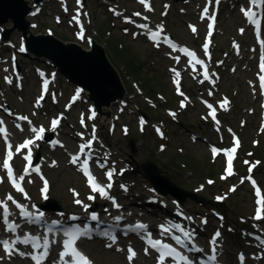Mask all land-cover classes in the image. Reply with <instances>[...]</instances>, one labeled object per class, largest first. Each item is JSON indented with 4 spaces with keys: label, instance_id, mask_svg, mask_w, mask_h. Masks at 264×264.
I'll return each mask as SVG.
<instances>
[{
    "label": "rangeland",
    "instance_id": "rangeland-1",
    "mask_svg": "<svg viewBox=\"0 0 264 264\" xmlns=\"http://www.w3.org/2000/svg\"><path fill=\"white\" fill-rule=\"evenodd\" d=\"M26 1L28 2L29 6L33 3V0ZM115 1L117 2V0ZM104 2H106V0H95L91 5L97 9V14L94 16L95 23L90 26L89 33L95 37L99 45L106 49L111 63L114 65L123 81L125 90L129 91L127 99L128 97L132 96L134 92L137 93L141 87L144 92L138 95L137 101L134 102L135 105H138V107L140 106L139 108L146 106V104L143 102L147 101V96L153 98L156 102L158 101L156 97L157 93H162L166 98H168L172 93V86L169 82L170 75L166 70L168 65L166 56L163 53L154 50L143 39L135 41L131 38V36L122 35L118 28L113 29L112 17H110L100 8L101 3L104 4ZM181 8L182 7L180 6L173 7L168 20L170 27L169 31L176 38L183 42L193 41L196 38L189 35L185 24L186 17L180 14ZM47 11L48 9H45V14ZM98 12L104 14V17L99 18ZM59 15H62V12ZM228 16L229 14L225 13L220 20L223 28L228 31H225L223 36L228 35L229 37H236V28L230 27L228 22L235 16H233V14H230V18H228ZM61 20L63 21V19ZM37 21L39 23H42V21H49L52 25L54 24L53 18H47L44 16L37 19ZM235 21L237 20L235 19ZM48 25L49 24H39V28L37 30H31V32L37 36L45 35L46 27ZM4 26L8 31H13L11 34L13 39H17L21 34H23L19 30L15 29L14 22L11 19H8L6 25ZM54 28L55 36L59 40L64 41L65 43L76 42L75 38L73 37L77 36L78 34V30L76 28L74 31L71 30L68 26V23H64L60 26H54ZM96 28H98L99 31H96ZM108 31H111L112 38L107 37L109 35ZM227 41L229 42V40ZM228 42L226 50L229 49ZM112 43H114L117 48L122 49L123 54L120 51V53L115 51ZM82 48L87 50L88 46L84 44ZM222 51L223 50H221L219 54V58L222 57ZM25 60H30L31 63L34 62L33 59H30L29 57H27ZM122 60L126 61V64ZM247 60L250 61V65L246 70H244V67L240 65L238 60L228 59L226 62L227 69L225 70L226 72L222 78V89H224L223 93L229 98V102L235 104L236 109L234 116L229 118V124L234 128H238L242 119L248 118V120L252 122V126L248 124L247 129L243 130L245 133L244 141L240 140L241 147L238 160L239 167L242 165V163H245V161L249 159L248 156L243 157L241 153H249L250 149L253 148V133L251 129H254V134H256L257 131H262L264 136V128L260 127L259 123V95L254 78V75L256 74L255 60L250 56L247 58ZM140 70H142L141 73H139ZM233 70L234 73L231 74ZM128 73L131 74V76H129ZM60 77L62 79L61 87L64 90H68L72 85L76 84L74 83L73 78L70 76L66 77L60 74ZM138 81H141L143 86H141V83ZM147 81L150 82V88L145 85ZM185 88L189 89L190 85L186 84ZM37 94L38 83L36 82L34 75H32L31 78L25 83V92L22 94V96L24 99H26V101L31 103ZM196 94H201V91H197ZM196 94L195 96H197ZM190 96L191 100L195 102L196 108L189 109L188 112L184 113L182 126L175 124L171 117H167L165 115V107L168 106L159 105V109L153 111L155 116H158L162 121H164L165 126L170 127L168 149L163 153L160 152V148L158 149L159 145L163 144V141L158 138L152 127L145 125L144 135H141L139 119L137 125L135 119V127L133 124H129L131 127V132L128 135L127 132H123L122 126L124 123L121 118L122 124L118 125L116 135L112 136L113 131L111 132V129L113 130V120L119 114L121 109L119 106L122 105V102L120 101L111 107H102V111L98 114V117L100 118V123L103 124V129L101 131L102 135H104L106 138V143H103L100 146V156L102 157L101 153H104V158L106 160L116 161L119 166L122 165V168H124L126 161H134L136 163L135 168L139 169V172H141V164L152 161L159 166V170L163 176L175 184L183 187L187 192L195 193L198 197L204 198L205 201L211 200L212 196L215 197L217 196L216 193H218L221 194L218 196L223 200L229 190V180L226 181L221 177V171L223 168V162L221 158H217L215 163H213L210 160L208 149L201 143H192L188 137L187 131L188 128L189 132L201 133L202 136L207 137L210 131H213L215 124L210 126V124H205L201 121L200 116L204 113L203 104L200 103L195 96ZM19 101L20 100L16 97L13 106L20 109L21 111H30L31 107L28 106L26 102L25 104L21 105ZM131 109L132 105H130L129 108L124 111L123 115H127V117L132 120L134 118ZM55 114L56 112L53 115L55 116ZM123 118L126 119V116ZM108 119H110L109 123ZM76 121L77 117H75L74 120H71V122L74 124H76ZM71 126L72 124L69 123V125L66 127L69 129ZM248 136L250 138H247ZM212 138L214 139V143L216 145L226 143L228 146L235 143L233 136L221 137V142L219 141L220 138L218 139L217 134H213ZM254 138H256V136H254ZM132 139L136 142L135 145L137 152L135 154L132 153L129 147V143ZM257 140L259 143L261 142V147L257 149V156L264 160V137ZM60 154L62 153L54 154V160L59 161ZM250 154L253 157L254 150H251ZM185 162L188 164L186 167L182 165V163ZM134 171L132 173L129 171L128 173L131 174H127L126 177L131 179V185H133V182H136V185L139 187L138 192L142 191V193L146 196L149 193V190H145L144 187L147 186L151 188L153 186L145 178H143L140 173ZM49 172L53 179L54 185L51 198L66 208V202L71 201V195L69 194L68 188L71 186H79V176L73 170L68 168L64 162L62 163L61 167H59V169ZM239 173L244 175L242 170H240ZM255 176L259 178L264 188V161L260 170L255 172ZM209 181H211V183H209ZM236 181L239 182V179L237 178ZM167 198L171 199L172 196L169 195ZM83 200L88 203L84 197ZM224 203L225 204H223L220 209L226 213L228 217L227 220L235 225L242 224L240 218L244 219V224H248L250 221L249 218L252 220L254 217L253 211L255 205L251 196V189L247 185L241 186L234 196H228ZM185 207L191 213L192 211L197 212L202 210L200 205H198L197 202L192 199L188 200V202L185 204ZM256 227H262V231L264 232V220L257 223ZM234 241L236 244L235 250H233V252L235 253L243 246V242L239 241L237 238H234ZM87 250L98 264H120L119 260H125L126 257L125 253H122V255L119 256L112 251L105 250L102 246L97 245L96 243H89Z\"/></svg>",
    "mask_w": 264,
    "mask_h": 264
},
{
    "label": "snow or ice",
    "instance_id": "snow-or-ice-1",
    "mask_svg": "<svg viewBox=\"0 0 264 264\" xmlns=\"http://www.w3.org/2000/svg\"><path fill=\"white\" fill-rule=\"evenodd\" d=\"M77 3L80 4L82 7L81 0H77ZM140 3L146 4V0H140ZM208 3H209V5H211L213 3V0H208ZM219 3H220V0H215L216 5H218ZM146 6L148 7L149 10H151L150 5H146ZM67 10L68 9L65 8V11H67ZM241 12L247 17L248 22L250 24L255 25L257 33L259 34L261 21H262V19H264V0H249V7L248 8L241 7ZM117 14H119V13H117ZM85 15H87V13H85ZM135 15L139 16L140 13H136ZM202 15L211 20V24H209V29L211 30L215 25V20H216L215 15L209 14V7H205L203 9ZM79 17H80V12L78 10L77 14L75 16H73L72 19L75 20L78 24H80V18ZM126 19H127V22H129V23L133 22L131 20V18H126ZM144 19L146 20L147 17H144ZM138 27L141 29H148L149 28V26L147 24H144V23L139 24ZM190 27L192 28L193 32L196 31L194 26H190ZM157 29H159V30L153 31V30L149 29V32L151 34V39L154 41H157L156 46L159 47L158 37L161 35L163 28H162V26L158 25ZM240 31H241V33H243L244 30L241 29ZM80 35H81V38H83V25L82 24H81ZM134 35H136V34L134 33ZM210 36H211V31H209V37ZM165 43H168L169 47L172 48L174 51H181V52L185 53L186 56L193 58V60H194V63H192L193 68H195L196 65H204V61L200 60V59H195L196 54L194 52L189 51L187 48L177 49V46L168 40H165ZM261 43H262V45H264V41H261ZM236 47L238 49V45ZM204 48H205V51H207L208 44H205ZM24 50L25 49L23 47H21L20 51L23 52ZM175 60L177 62H179L180 57L177 55L175 57ZM190 62H192V61H190ZM260 67H261V70L264 71V57H262ZM171 71L174 73V75L176 77L175 83H176L177 87H179L180 73L178 71H176L175 68L171 69ZM203 75H204L205 79H210L206 65L204 66ZM8 82L11 83L12 81L9 80ZM201 82H203V81H201ZM260 86L262 89H264V75L260 76ZM47 87H48V82L45 81L44 92H47ZM79 91H82V90H78V92L76 93L77 97L79 96ZM180 95L183 96L184 95L183 92H181ZM41 99H43V96H41ZM74 99H75V97H74ZM227 103H228V101L225 99L223 101V103L221 104V107H223ZM182 106H184L183 103H182ZM208 107L212 108V105H208ZM172 115L175 116V113H172ZM211 115H212V118L215 120L216 119L215 109H213ZM92 118H94V114H93ZM19 119L27 120V117H20ZM30 123L31 122L29 121V124ZM59 123H60L59 118L54 119L52 121L53 130H55V128L59 125ZM81 123L82 124L84 123L83 117L81 118ZM217 123H218V121H217ZM3 124H4V121L0 120V125H3ZM31 131L35 134L34 139H27L23 143L16 146V148H15V153H20L24 149L28 150L27 154L24 156V159L27 161V165L24 169V173L17 175L14 172V169L12 166V160H13L14 152H13V145L11 143H7L6 158L3 160L2 165H0V167H2L3 169L6 170L7 178L10 181V183L12 184L13 188L16 191L23 193L25 196V199H28V197H27V193L25 192V189L23 187V183L25 181V177L31 174V172H30V169L32 168L31 147L33 145H35L37 140L43 139L45 129L43 127H40L39 129L32 128ZM0 134H3L5 141L8 140V131L5 127H0ZM77 135H80L81 138H83L82 133H78ZM161 135H162V133H161ZM96 139H97V137L95 135V126L93 125V131H92L91 139L80 145V153L73 155L71 157L70 162L74 165L79 164L80 170L87 177L88 183H89L93 192L99 193L102 197L112 199L114 205L117 208H119L120 205L115 203L114 198H111L108 196L107 190L112 187V183L110 182L106 186L100 185L98 182H96V178L92 175V173L89 169V160L92 158V153H91V151L85 152V149H91L93 142ZM234 142H235V145L238 147L239 143H240L239 140L235 139ZM212 151H213V154L216 155L220 150L213 148ZM235 152H236V147H233L230 150H225V153L229 157L228 163H227V169H226L228 175L233 174V172H232V160L234 159L233 154ZM81 155H83L85 157L83 160H81ZM101 166H103V165H101ZM35 171L39 172V169H35ZM249 171H251V168L249 169ZM112 176H113V172L111 170L108 171L107 177H108L109 181H111ZM42 179H43V177H42ZM3 182H4V177H0V183H3ZM28 182L31 183L30 180ZM43 183H44V188L42 189V192L46 194L47 190H48V181L46 179H43ZM209 183H211V181H209ZM252 183L255 185L254 180L252 181ZM230 190L235 191V188L230 189ZM75 195L78 196L79 194L75 193ZM256 195H257V197H259V199L256 201V203L259 205V207L257 208L256 215H255L254 219L255 220H264V195H262L261 190L259 188H256ZM44 198L47 199V196L45 195ZM89 199L94 200L95 197L89 196ZM9 201H11V203L14 204L16 206V208H18L20 210V215L22 217H24L30 223H35V222H37L43 218L42 212H38L36 214L32 213L31 211L28 210L27 205L19 203L17 200L14 199V197L11 194H8L6 199L0 200V209H2V220H3L4 225L6 226L7 231L15 233L17 231V229L20 227V225L17 224L15 221H10V217H11L12 213L10 212V209H9V203H8ZM75 203L81 204L82 201L79 199H76ZM33 207H35V206H33ZM84 207H85V210H87V208L89 206L85 205ZM73 219H78V217H73ZM98 219L99 218H98V215L96 213H93L91 215V220L98 221ZM115 219L117 221H119L122 218L116 217ZM187 219H191V218L189 217ZM204 222L206 223V221H204ZM53 223H58V222H53ZM147 227L148 226L144 225V224L135 225L136 229L143 230L146 233V235L143 238L146 240L149 247L151 249H154L158 253L157 264H166V261L168 260V258H171V260L173 262H175V264H193V260L190 259L189 256L185 255L183 252H181L177 248L173 247V245L168 244V243H164L163 241L158 240V239H153L151 233L147 232ZM160 227L162 229V234H164V233L171 234V238L177 244H179L181 246V248L186 249L188 252H203L204 251L203 249L198 248L193 243L194 238H195V230L194 229L186 230L181 225H172L171 227H165L164 225H161ZM173 229L180 232L182 235H175L172 231ZM91 231H92L91 229L82 230L79 227L73 228V229H68V230H63V235L66 238L62 241L63 251H61L59 253V260L56 261V264H94V262L77 247V242L79 240H81V238H89V239L91 238V236L89 234ZM102 235L108 236L109 234L107 232H104V233H102ZM220 237H221V233L219 231H217L214 234V237L210 241V243L212 245V249H211V255L208 257V260L214 262V264H218V258H219L218 249L220 248V244L218 243V239ZM109 238L111 240V243H108L106 245V247L111 248L113 246V244L116 242L117 238L115 235H112ZM52 243H55V240H52L50 242L47 239V236H45L43 238L42 243H41V237L30 236V235H25L23 237L16 236L14 240L0 239V246L3 247L4 251L9 256H11L14 252H19V255L21 257L30 256L31 259L35 262V264H44V261H46L49 257V249H50V246ZM17 244H25V245L31 244L34 251L27 252V253L23 252V251H19V249L16 247ZM262 244H264V242H262ZM149 247H146L144 249L146 255L149 253ZM117 250L120 251L121 249H117ZM128 253L129 254L127 256V259L129 261V264H132V261L136 258L137 253L131 247L128 248ZM239 259L241 261V264H244L245 258H244L243 254H240ZM201 264H204V262L202 261Z\"/></svg>",
    "mask_w": 264,
    "mask_h": 264
},
{
    "label": "water",
    "instance_id": "water-1",
    "mask_svg": "<svg viewBox=\"0 0 264 264\" xmlns=\"http://www.w3.org/2000/svg\"><path fill=\"white\" fill-rule=\"evenodd\" d=\"M30 13V7L26 0H0V24L4 25L8 19H12L19 30L25 33L28 30L29 23L26 17ZM11 32L7 33L10 36ZM43 40V38H39ZM38 38L29 39V48L38 53L51 58L63 72L68 73L78 84L87 88L92 98L100 108L102 105H111L112 102L121 99L125 93L121 80L110 64L105 51L98 45H95L92 52H88L75 44H68L55 39H45L49 44L51 51H38L35 48V42ZM101 97L106 99L101 101ZM147 177L155 182L156 186L165 193H172L179 200L184 201L187 196L197 199L195 195H189L184 190L178 188L166 178L162 177L156 165L145 166ZM201 201V200H199Z\"/></svg>",
    "mask_w": 264,
    "mask_h": 264
},
{
    "label": "bare ground",
    "instance_id": "bare-ground-1",
    "mask_svg": "<svg viewBox=\"0 0 264 264\" xmlns=\"http://www.w3.org/2000/svg\"><path fill=\"white\" fill-rule=\"evenodd\" d=\"M33 8V11H35V7H32ZM27 20H28V18H27ZM6 25V24H5ZM21 33H23V32H21ZM115 104V102L113 103V105ZM108 122H110V119H108ZM104 163H107V162H104ZM152 207H148V209H151ZM19 222L20 223H24L25 222V218L24 217H22L21 215H20V217H19ZM69 223L70 222H75V221H68ZM70 225H72L71 223H70ZM75 225H79V221L78 222H76L75 223ZM200 233H202V234H205L204 232H202V231H200ZM221 259H225V257H220ZM196 262H198V263H200L201 261L200 260H197ZM19 264H27L25 261H21V262H19Z\"/></svg>",
    "mask_w": 264,
    "mask_h": 264
},
{
    "label": "trees",
    "instance_id": "trees-1",
    "mask_svg": "<svg viewBox=\"0 0 264 264\" xmlns=\"http://www.w3.org/2000/svg\"><path fill=\"white\" fill-rule=\"evenodd\" d=\"M114 47V49L116 50V51H118V48L116 47V46H113ZM119 52V51H118ZM120 53V52H119ZM139 73H141V70L139 71ZM150 84V82H148V83H146V85H149Z\"/></svg>",
    "mask_w": 264,
    "mask_h": 264
}]
</instances>
